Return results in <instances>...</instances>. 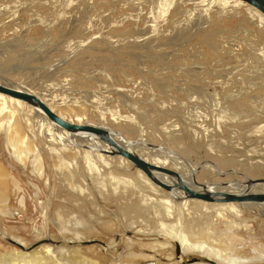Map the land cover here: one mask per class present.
Instances as JSON below:
<instances>
[{"label": "rangeland", "instance_id": "obj_1", "mask_svg": "<svg viewBox=\"0 0 264 264\" xmlns=\"http://www.w3.org/2000/svg\"><path fill=\"white\" fill-rule=\"evenodd\" d=\"M0 80L144 139L149 159L174 151L186 181L191 166L219 188L264 179V17L248 4L0 0ZM42 122L0 97V264H228L216 248L264 264L263 206L174 198L119 156L49 143Z\"/></svg>", "mask_w": 264, "mask_h": 264}, {"label": "bare ground", "instance_id": "obj_2", "mask_svg": "<svg viewBox=\"0 0 264 264\" xmlns=\"http://www.w3.org/2000/svg\"><path fill=\"white\" fill-rule=\"evenodd\" d=\"M168 1V0H167ZM229 2V1H227ZM232 2H234L235 4L237 3H244V4H247L245 3L244 1L242 0H232ZM168 2H166L167 4ZM170 3V1H169ZM169 5V4H167ZM250 7H252L251 5H249ZM256 12L259 13L260 16L264 17V14L262 12H260L258 9L252 7ZM232 9V8H231ZM103 36V35H102ZM108 42V41H107ZM115 42H113V40L109 41L108 42V45L109 47H113L115 46ZM0 84L1 85H4L6 87H10V88H13V89H16V90H21V91H26V92H29V93H32L36 96H38L42 101H44V103H46L48 105V107L50 109H52V111H54L55 113H57L60 117H62L63 119H67V121L69 120V122H72V123H75L74 120H70L68 118V116L66 114H64L63 112L61 111H58L48 100L47 98H45L42 94H39L35 91H33L32 89L26 87V86H21V85H13V84H8L4 81H1L0 80ZM0 97L2 98H5V99H9V100H12V101H15L18 105L23 106L25 108H29L30 111H33L37 117L40 118V120H42V126L45 124V122L47 123V130L48 133L47 136L48 137V140L46 141H49V143H60L63 145V149H67V147L69 146L70 148H74V149H80V150H83L86 152V154L88 155H91L92 154V151H88L86 149L90 148V150H93V151H96V150H99L101 151V153H105V154H112V155H115V156H119L120 158H123L125 160H128L127 158L123 157V156H120V155H117L115 152L116 150H113V148L108 145V143H106L105 141L101 140L98 136L92 134V133H89V132H85V131H78V132H70L66 129H64L63 127H61L60 125H58L57 123H55L54 121H52L48 116L47 114L45 113V111L43 109H41L40 107L38 106H34L22 99H19V98H16V97H13L11 95H8V94H5V93H2L0 92ZM27 121V120H26ZM38 121V120H37ZM39 122V121H38ZM78 122V121H77ZM29 123V122H28ZM40 123V122H39ZM37 124V123H36ZM76 124V123H75ZM94 125V126H98V125H95L93 123H90V122H86V124H78V125ZM98 127H102L104 129H107L108 131H110V133L112 134L113 138L118 142L120 143L122 146H124L125 148H127L128 150L136 153L137 155H139L140 157H142L143 159H145L146 161H148L149 163H152V164H155V165H160V166H165V167H168L167 164L169 162V159L171 158L172 155L176 154L174 151L173 152H170L168 151L167 155L168 157L166 156H163L162 158H159V159H149L148 157H146V155L142 154V153H139L137 152V150L135 148L132 147V145H138V144H142L144 143L143 140H137L136 142H132L130 141L128 138H126L125 135H123L122 133H120L119 131L115 130V129H109L107 127H104V126H98ZM28 128L31 130V133L33 134V136H37L38 135V130L36 131V127L34 128L33 127V124H29L28 125ZM56 129L55 132H52V130ZM47 133V131H46ZM46 135V134H45ZM46 138V137H45ZM48 143V144H49ZM32 145H34L33 142H31ZM92 145V146H90ZM144 145V144H143ZM145 146H147V144L145 143ZM148 147V146H147ZM159 147V146H158ZM149 149H152V150H156L155 146L154 145H151L148 147ZM49 152L51 153H56V148L55 147H50L48 148ZM147 150V149H146ZM28 153L30 154L31 152H35V149H28L27 150ZM113 151V152H112ZM28 154V155H29ZM100 154L99 152V155H102ZM53 155V154H52ZM156 155V154H155ZM177 155V154H176ZM59 161H57L58 163H62L63 159H60V157H58ZM26 160L27 157H26ZM26 160H23L24 162V165L27 163ZM180 160V159H179ZM129 161V160H128ZM131 162V161H129ZM132 163V162H131ZM180 163L181 164H184L183 160H180ZM133 164V163H132ZM134 165V164H133ZM135 166V165H134ZM136 167V166H135ZM183 167V166H182ZM138 168V167H137ZM169 168V167H168ZM139 169V168H138ZM172 169V168H170ZM178 169V167H177ZM143 174H145L141 169H139ZM174 170V169H173ZM191 170H192V173H191V179L186 181L187 178H185V175H183L179 170V174L182 176V178L184 179V181L186 183L189 184L190 187H192L193 189L195 190H198V191H224V192H229V193H242V192H259L258 190H263L261 192H264V187H262V185H264V183H253V180L250 181L247 185H243V184H239V186L236 188V189H232L233 186H227L226 188H219L217 186H213V185H205V184H200L196 181L194 175L196 173V167H193L191 166ZM2 171V172H1ZM3 169L0 167V179L2 181L3 179ZM176 171V170H175ZM146 175V174H145ZM156 175L162 180L164 181L165 183H168V184H171V183H175L177 181L176 178L172 177V176H169V175H166V174H163V173H159V172H156ZM146 178H148L150 181H151V184H154L156 185V187L158 188H161L160 186H158L156 183H154L147 175H146ZM193 179V180H192ZM2 183V182H1ZM0 183V184H1ZM241 183V182H240ZM210 184V183H209ZM231 185V184H230ZM235 185V184H233ZM231 187V188H230ZM235 187V186H234ZM259 187V189H257ZM163 189V188H162ZM169 193L171 194L172 197L174 198H177V199H181V200H184V199H189L187 198L186 194L184 191L182 190H179V189H175L173 191H169ZM186 200V201H187ZM193 200H196V201H202V200H199V199H193ZM8 201V197L5 196V193L2 192V190H0V203L4 204ZM185 201V200H184ZM203 203H210V202H206V201H202ZM169 203V202H168ZM189 203V202H188ZM235 203L237 202H228V203H214V204H230V205H234ZM239 203V202H238ZM249 202H243L242 204H247ZM258 204V206H263L264 207V202L263 203H256ZM254 205V204H253ZM1 212V211H0ZM263 213V212H262ZM14 241V240H12ZM90 241V240H88ZM16 242V241H14ZM82 242H86V241H81L80 243ZM102 242V241H101ZM17 243V242H16ZM19 246L23 247V245L17 243ZM100 245L102 246H105V247H109L108 244L102 242L99 243ZM190 245V244H189ZM180 247V245H179ZM208 255L210 257H213L216 258V260H218L219 262H223V263H228V264H239L241 262V260L235 258V257H232L230 256L229 254L225 253V252H222V251H219L217 248L216 250L215 249H210L208 252ZM194 260H197L196 258H194ZM193 260V261H194ZM208 261H210L211 263L213 264H217L216 262L208 259ZM146 264H149V263H146ZM150 264H153V262H151Z\"/></svg>", "mask_w": 264, "mask_h": 264}, {"label": "water", "instance_id": "obj_3", "mask_svg": "<svg viewBox=\"0 0 264 264\" xmlns=\"http://www.w3.org/2000/svg\"><path fill=\"white\" fill-rule=\"evenodd\" d=\"M248 5L258 9L264 14V0H242ZM0 92L11 95L13 97L22 99L34 106H38L45 111L47 116L63 127L64 129L70 132L85 131L92 133L98 136L101 140L105 141L110 145L113 150H116V154L127 158L131 161L136 167L141 169L154 183H156L161 188L167 191H173L179 189L185 192L187 198L189 199H199L202 201L210 203H228V202H249V203H263L264 202V192H242V193H229L224 191H198L189 186L188 183L184 181L182 176L175 170L170 169L165 166L155 165L149 163L136 153L128 150L120 143H118L107 129L94 125H78L72 122H69L57 113L52 111L44 101H42L38 96L21 90H16L10 87H6L0 84ZM113 152V151H112ZM156 172L163 173L169 176H172L177 179L175 183H165L157 175ZM264 182V179L253 180V183ZM83 244H92V243H101V241L90 240L82 242Z\"/></svg>", "mask_w": 264, "mask_h": 264}, {"label": "flooded vegetation", "instance_id": "obj_4", "mask_svg": "<svg viewBox=\"0 0 264 264\" xmlns=\"http://www.w3.org/2000/svg\"><path fill=\"white\" fill-rule=\"evenodd\" d=\"M153 264H156V263L153 262Z\"/></svg>", "mask_w": 264, "mask_h": 264}]
</instances>
